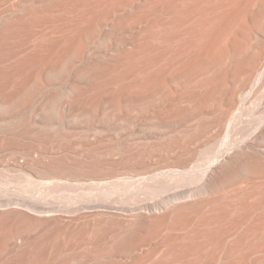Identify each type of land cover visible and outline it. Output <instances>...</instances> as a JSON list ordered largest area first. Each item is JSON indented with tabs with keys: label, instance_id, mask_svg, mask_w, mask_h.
<instances>
[{
	"label": "bare ground",
	"instance_id": "1",
	"mask_svg": "<svg viewBox=\"0 0 264 264\" xmlns=\"http://www.w3.org/2000/svg\"><path fill=\"white\" fill-rule=\"evenodd\" d=\"M0 229V264H264V0H0Z\"/></svg>",
	"mask_w": 264,
	"mask_h": 264
},
{
	"label": "rangeland",
	"instance_id": "2",
	"mask_svg": "<svg viewBox=\"0 0 264 264\" xmlns=\"http://www.w3.org/2000/svg\"><path fill=\"white\" fill-rule=\"evenodd\" d=\"M18 223H19V222H15V226H16ZM20 224H21V223H20ZM22 225H23V224H21V225H17L16 227H19V226H20V228H21ZM22 227H23V226H22ZM18 229H19V228H18ZM0 230H1V229H0ZM23 230H24V228H23ZM115 230H117V229H115ZM115 230L113 231V233L118 234V235H117V236H118L117 238H116V237H115V238L113 237V235L115 236V234H111V235H109L110 237H109V236H106V237H105V240H106V238L108 237V240H107V241L110 240L109 238L113 237V238H111V241H109L111 244L113 243V241L115 242V240H118V239H119V241H120V240H123V241H124V240H125V241H129L130 239L134 238L133 236H130V239H128L127 235H130V233H131V232H129V230L127 231V230L124 229V231H125L124 233L129 232V234H127V235H124V233L122 234V229H121V230H117V231H115ZM25 231H26V230H25ZM119 231H120V232H119ZM19 232H20V233L23 232V231H22V228H21V231L19 230ZM26 232H27V231H26ZM26 232H23L24 234H22V235H25ZM118 232L121 233V234H119ZM1 234H3V233L1 232ZM1 234H0V236H1ZM132 235H133V233H132ZM123 236H124V237L126 236L125 239H124ZM23 237H24V236H23ZM61 237H62V238H61ZM61 237H59L60 239H58V240H60V241L62 240V241H63V239H65V237H63V236H61ZM82 237H83V236H82ZM131 237H132V238H131ZM0 238H1V237H0ZM80 238H81V237H78V238L75 237V240L79 241ZM84 238H85V237H84ZM151 238H152V237H151ZM151 238L149 237L148 239H151ZM78 239H79V240H78ZM82 239H83V238H82ZM85 239H86V238H85ZM85 239H84V240H85ZM114 239H115V240H114ZM126 239H128V240H126ZM146 239H147V238H145V239H143V240L146 241ZM151 240H152V239H151ZM151 240H147L146 242L149 241V243H151L152 241H154V240H152V241H151ZM12 241H13V242H12ZM12 241H11V242L14 243V242H15V239L12 240ZM80 241H81V240H80ZM123 241H122V242H123ZM138 241H139V239H138ZM155 241H156V240H155ZM155 241H154V242H155ZM0 242H1V240H0ZM16 242H17V241H16ZM16 242H15V243H16ZM18 242H19V241H18ZM154 242H152V243H154ZM115 243H116V242H115ZM117 243H119V242L117 241ZM117 243H116V244H117ZM1 248H2V247H1ZM1 248H0V251H4V250H5V252L8 251V250H6V247H4V246H3V250H1ZM101 248H103V247H100V249H101ZM116 248H117V247H116ZM7 249H8V247H7ZM104 249H105V247H104ZM106 249H107V248H106ZM102 250H103V249H101V250H99V251L102 252ZM108 250H111V249L108 248L107 251H108ZM8 252H9V253L6 252V254H8L7 257H9V258L12 257V256H11L12 254H11L10 250H9ZM79 252H80V250H79ZM79 252H78V256H79ZM104 252H105V251H104ZM3 253H4V252H3ZM3 253H2V256H3ZM0 254H1V253H0ZM9 254H11V255L9 256ZM81 254H82V253H81ZM83 254H84V253H83ZM75 255H76V254H75ZM84 255H86V254H84ZM84 255H83V256H84ZM0 256H1V255H0ZM2 256H1V257H2ZM4 256H5V253H4ZM78 256H76V257H78ZM1 257H0V258H1ZM13 257H14V256H13ZM13 257L10 258V259H13ZM3 258H5V257H3ZM10 261H11V260H10Z\"/></svg>",
	"mask_w": 264,
	"mask_h": 264
}]
</instances>
